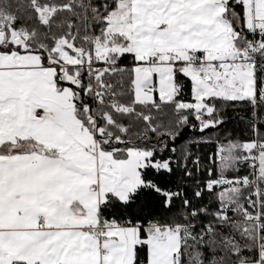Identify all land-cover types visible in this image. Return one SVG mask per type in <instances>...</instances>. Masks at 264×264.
I'll use <instances>...</instances> for the list:
<instances>
[{
  "label": "snow or ice",
  "instance_id": "6c2138e0",
  "mask_svg": "<svg viewBox=\"0 0 264 264\" xmlns=\"http://www.w3.org/2000/svg\"><path fill=\"white\" fill-rule=\"evenodd\" d=\"M0 264H264V0H0Z\"/></svg>",
  "mask_w": 264,
  "mask_h": 264
}]
</instances>
